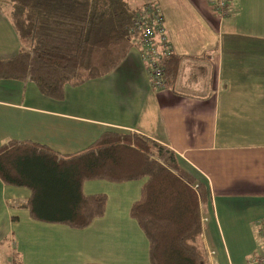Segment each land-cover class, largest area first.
Wrapping results in <instances>:
<instances>
[{
    "label": "crops",
    "instance_id": "obj_1",
    "mask_svg": "<svg viewBox=\"0 0 264 264\" xmlns=\"http://www.w3.org/2000/svg\"><path fill=\"white\" fill-rule=\"evenodd\" d=\"M134 1L162 12L181 60L174 85L154 91L134 46L106 76L66 87L61 101L29 81L0 80V146L29 142L70 155L106 132L155 140L204 185L197 194L205 264H248L264 253V0H231L223 21L205 0ZM19 49L0 8V60ZM145 181L84 182L82 193L106 195V207L74 229L33 219L31 191L0 178V264H152L130 214Z\"/></svg>",
    "mask_w": 264,
    "mask_h": 264
},
{
    "label": "trees",
    "instance_id": "obj_2",
    "mask_svg": "<svg viewBox=\"0 0 264 264\" xmlns=\"http://www.w3.org/2000/svg\"><path fill=\"white\" fill-rule=\"evenodd\" d=\"M143 7L134 0H0L20 41L14 57L0 60V80L29 81L43 96L63 100L66 87L102 78L120 65L139 37L135 22ZM180 61L173 54L164 59L169 88ZM0 178L31 191L33 219L74 229L87 227L106 207V195L82 193L84 182L145 178L130 214L149 240L151 263L205 264L197 194L204 196V185L146 136L106 132L70 155L8 141L0 146Z\"/></svg>",
    "mask_w": 264,
    "mask_h": 264
},
{
    "label": "built area",
    "instance_id": "obj_3",
    "mask_svg": "<svg viewBox=\"0 0 264 264\" xmlns=\"http://www.w3.org/2000/svg\"><path fill=\"white\" fill-rule=\"evenodd\" d=\"M205 2L219 21L232 15L231 0H205ZM135 28L139 37L133 40V45L138 48L145 64L150 86L156 92L164 91L167 88V80L163 62L166 56L173 53L165 31L164 18L159 8L150 5L144 6L137 15ZM194 189L197 190L198 186H194ZM202 221L206 223L207 220ZM259 233L264 239V227ZM212 256L214 253L209 252L208 258ZM10 264H14V262L10 261ZM248 264H264V253L253 254L249 258Z\"/></svg>",
    "mask_w": 264,
    "mask_h": 264
},
{
    "label": "rangeland",
    "instance_id": "obj_4",
    "mask_svg": "<svg viewBox=\"0 0 264 264\" xmlns=\"http://www.w3.org/2000/svg\"><path fill=\"white\" fill-rule=\"evenodd\" d=\"M159 10H160V8H159ZM161 12V11H160ZM162 13V12H161ZM164 18V17H163ZM165 31H166V29H165ZM139 51V50H138ZM140 53V52H139Z\"/></svg>",
    "mask_w": 264,
    "mask_h": 264
}]
</instances>
